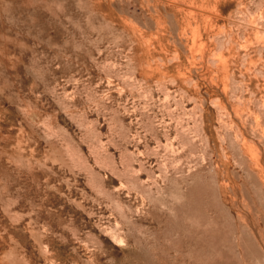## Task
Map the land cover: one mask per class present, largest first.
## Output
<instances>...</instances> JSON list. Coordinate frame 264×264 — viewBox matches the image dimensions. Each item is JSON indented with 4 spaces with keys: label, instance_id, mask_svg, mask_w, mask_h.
Masks as SVG:
<instances>
[{
    "label": "rangeland",
    "instance_id": "obj_1",
    "mask_svg": "<svg viewBox=\"0 0 264 264\" xmlns=\"http://www.w3.org/2000/svg\"><path fill=\"white\" fill-rule=\"evenodd\" d=\"M0 264H264V0H0Z\"/></svg>",
    "mask_w": 264,
    "mask_h": 264
},
{
    "label": "bare ground",
    "instance_id": "obj_2",
    "mask_svg": "<svg viewBox=\"0 0 264 264\" xmlns=\"http://www.w3.org/2000/svg\"><path fill=\"white\" fill-rule=\"evenodd\" d=\"M11 157V156H10ZM241 209V208H240Z\"/></svg>",
    "mask_w": 264,
    "mask_h": 264
}]
</instances>
